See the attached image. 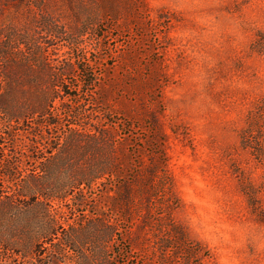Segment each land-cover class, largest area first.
Masks as SVG:
<instances>
[{"label": "rangeland", "instance_id": "obj_1", "mask_svg": "<svg viewBox=\"0 0 264 264\" xmlns=\"http://www.w3.org/2000/svg\"><path fill=\"white\" fill-rule=\"evenodd\" d=\"M115 1L117 22L98 0H0L1 64L6 41L26 52L38 43L52 65L70 66L66 96L82 86L78 66L92 64L107 103L89 104L85 93L79 106L66 98L64 109L82 112L83 136L108 127L116 144L125 141L135 168L161 160L157 196L115 209V184L135 170L78 185L72 169L105 156L83 136L74 142L68 112L52 129L36 115L0 112L3 259L89 264L95 253V264H264V0H141L139 18L127 0ZM48 73L44 84L56 92ZM17 77L15 97L33 100L34 77L24 86L23 72ZM176 227L187 240L175 242ZM59 238L66 257L56 253L52 263L42 253L51 256ZM130 240L132 250L109 257Z\"/></svg>", "mask_w": 264, "mask_h": 264}, {"label": "trees", "instance_id": "obj_2", "mask_svg": "<svg viewBox=\"0 0 264 264\" xmlns=\"http://www.w3.org/2000/svg\"><path fill=\"white\" fill-rule=\"evenodd\" d=\"M98 2L101 9L103 10L104 17L107 16L108 20H112V22H117L120 20L121 17L118 11V2L115 0H98ZM126 3L128 5L127 7L134 13V18H139L138 16H141V13L144 12L143 7L145 4L143 6V2L141 0H127ZM8 38L12 40L9 34ZM27 41L23 40V44H26ZM16 44L20 46L19 43ZM28 45L29 43L26 46ZM4 47V57L8 56V61L5 62V65L3 63L1 64L3 61L1 57L2 55L0 53V69L2 71L1 81L3 83V86L0 89V112L8 115V117L18 116L21 113L31 117L36 115L38 118L35 119V123L41 125V127H48L49 129L62 126V121H64L66 112H68V116L73 119V121L70 122L71 126L70 132L68 134L72 136L75 143L81 141L83 134H81L80 128L78 127L80 125L78 119H81L82 112L79 109L74 111L69 107L64 109L63 105L64 100L68 97L71 102L78 105L81 101V95L85 93L87 95H92V100L89 102V104L102 105L103 103H107V95L104 93V91H98L97 82H99L101 78L95 74L94 69L91 67L92 64L78 66L79 71L81 72V77L79 80L82 82V86H78V84L75 83L74 87L76 91L79 92H74L73 94L69 93V95L66 96L62 92L66 88L64 81L67 80L66 77L71 74L70 66H63L61 68L59 64H57L58 68H56L57 66L52 65V63H50L47 59L46 51L41 53V48L38 43H36L35 46L29 48V53L26 52L24 48L11 45L10 41H6ZM38 57H42L43 60L39 61ZM77 57L80 58V56ZM48 71H53L52 77H54V81L52 84L54 88H56V92H49L46 86L47 84H44L46 78H44L43 75L49 76L50 74ZM18 72H23V86L25 85L24 81L26 79H33L34 77L33 84L36 86V89H39V93L36 94V97L33 100H23V102H21L15 97L16 88L12 83L19 80L17 77ZM55 77L57 78L55 79ZM57 100H60V104L56 103ZM257 108L264 113V97L262 98L259 105H257ZM90 118L91 120H94L93 117L90 116ZM73 125L74 127H72ZM85 133L89 136L83 137H85V140H88V145L92 148V150L94 149L93 152H104L105 157L103 159H96L87 167L79 166L72 169L75 176L78 178V185H94L95 183L99 182L101 184L104 181L103 179L116 181L121 179V177H126L130 171L135 170L133 174H129V176L134 177L133 180L121 184L120 186L115 184L116 195L111 198L113 204L115 205V209L120 210L122 208L116 207H124V210L129 212V210L135 205V201L137 200L138 196L144 197L145 193L149 192L147 196L148 202L157 196V194H154V189L157 187V185H155V182L153 181L154 177L159 173V171L163 170V164L161 165V160L160 166L153 165L135 168L138 167V165H136V162L132 159L134 152L128 150L127 147L125 148V141H123L124 143L122 142L120 145L116 144L117 141L115 140L113 134H111V131L108 127L99 129L94 126V129L90 133H87L86 131ZM53 149H55V147ZM137 183L139 186H137ZM75 184V182L74 184L72 183V185L71 183L67 184V187L74 186ZM59 197H61V195H59ZM108 228L111 227L108 226ZM173 230L176 233H173L172 235V238L175 240V242L181 243L182 241L187 240V234L184 230L179 227H176ZM52 234L55 235L56 233L52 232ZM128 238L130 239L129 236ZM53 240L54 238L51 241ZM124 241L126 243V239H124ZM59 242L61 243L60 246ZM0 245L4 244L0 243ZM55 245L58 246V249L53 251L52 254L49 252L51 256L48 257V254L45 251L42 253V256L44 258H48V260L51 262L55 257L58 259L56 253L60 255V261L66 257L65 249L61 248L63 245L62 239L59 238L58 242H55ZM170 245L172 244L167 242L163 243V247H170ZM128 247H130V250L135 247L132 240L129 241L127 246L121 242V247L116 251L112 250V253L109 255V257H111V259H115V256L117 255H125L128 253ZM4 255L5 251H0V264H11L10 261L3 259ZM95 256V253H93V259L88 262L89 264L96 263V260H94ZM101 256H104L105 259L108 258H106V249H104Z\"/></svg>", "mask_w": 264, "mask_h": 264}]
</instances>
